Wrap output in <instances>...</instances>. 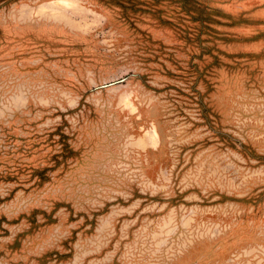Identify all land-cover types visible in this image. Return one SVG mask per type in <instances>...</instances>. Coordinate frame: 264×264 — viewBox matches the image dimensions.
<instances>
[{
  "label": "rangeland",
  "instance_id": "1",
  "mask_svg": "<svg viewBox=\"0 0 264 264\" xmlns=\"http://www.w3.org/2000/svg\"><path fill=\"white\" fill-rule=\"evenodd\" d=\"M0 264H264V0H0Z\"/></svg>",
  "mask_w": 264,
  "mask_h": 264
}]
</instances>
